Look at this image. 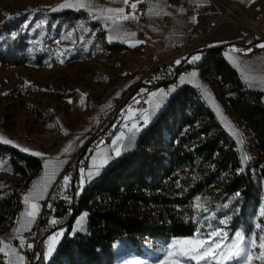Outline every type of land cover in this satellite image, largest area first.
Returning <instances> with one entry per match:
<instances>
[{
	"label": "trees",
	"instance_id": "1",
	"mask_svg": "<svg viewBox=\"0 0 264 264\" xmlns=\"http://www.w3.org/2000/svg\"><path fill=\"white\" fill-rule=\"evenodd\" d=\"M53 8H57L55 3H39L22 10L3 12L0 63L39 67L55 61L56 57H61L63 62L76 58L78 50L74 46L64 47L61 52L52 45L75 21L86 19L87 14L76 9L52 11ZM88 21L103 39L105 50L125 48L119 43H108L105 30L97 22ZM229 44L205 48L201 59L189 63L188 68L190 72L192 67L200 68L201 74L214 72V77L228 91L226 107L242 121L255 148L264 154L261 92L243 84L228 64L223 50ZM195 87L182 83L166 95V102L155 117L149 115L146 126H140L138 131L130 129L125 141L132 135L133 148L122 151L120 156L110 157L108 165L98 171L99 175L94 173L82 187L74 184L71 207H67L62 198H52L49 213L41 210L35 264H115L116 241L136 236L151 239L192 236L199 216L204 214L203 208L219 210L217 207L232 197L234 207L228 221L230 233L234 230L249 232L250 215L259 201V188L251 171L254 164L242 160L236 139L201 98L202 88L198 86L200 92H196ZM97 104L99 102L96 107ZM161 109L163 114H160ZM96 111V115L91 112L82 121L96 122L102 116L99 109ZM39 157L0 143V162L6 163L14 175L24 178L21 184H0V232L15 222L21 190L41 167ZM79 172L75 170L74 181ZM259 173L264 179V161ZM196 198L201 208L195 204ZM141 206H151L156 211L142 216ZM82 212L86 213L84 232L72 229L75 218ZM49 214L57 218L58 224H46ZM154 216L156 218L150 219ZM56 227L65 228V231L50 260L46 261L43 258L44 241Z\"/></svg>",
	"mask_w": 264,
	"mask_h": 264
},
{
	"label": "rangeland",
	"instance_id": "2",
	"mask_svg": "<svg viewBox=\"0 0 264 264\" xmlns=\"http://www.w3.org/2000/svg\"><path fill=\"white\" fill-rule=\"evenodd\" d=\"M57 1L58 0H0V21L3 18L4 11L22 10L28 5L39 3L53 5L55 3L58 8L61 4H71L72 7H65L62 9H75L76 5L78 7L85 6L86 17L90 21L97 22L98 25L105 30V39L108 43L122 41L123 38L128 35L129 31L132 30L129 20H122L121 22L113 24L112 19H106L110 17V14L102 11V6L94 2V0H87L84 2L81 0ZM88 20L81 19L75 21L69 29L63 32L61 38L54 41V46L52 45L53 49L57 46L61 52H64V47L74 46L77 48L78 54H76V58L71 61L63 62L61 57H56L55 61L51 60L48 64L39 67L0 63V138L13 141L15 147L24 144L33 147L40 144L42 148L50 151L48 155L51 156H55L51 153L53 148L60 151L64 149L65 151L70 149L71 146V155L77 147L79 140L89 129L88 127L87 131L81 136L75 134L81 125H85L86 122L84 123V121H82L83 118L89 116L91 112L92 114L96 112L97 101L99 102V104H97L98 108L107 110V97L104 96L103 93L118 85L122 78L131 75L117 74L116 68L120 61V66L123 67V69H128L137 62L136 59L138 56L135 55L134 52H131L129 55H126L129 57L121 58V56L125 54L124 51L110 52L105 50L103 39L98 37L96 29L90 26ZM36 22L39 21L37 20ZM126 25H128V27L125 29ZM244 29L246 31V27H244ZM109 38H111V42H109ZM233 57L236 60V65L231 66L241 78L244 73V68L247 70L253 62L245 59L241 55ZM196 69L197 67H192L191 73L196 72L197 74ZM191 77L193 76L190 74L187 78L188 81ZM193 78L196 79V84L202 88L201 98L214 112L225 130L236 139L235 141L237 142L239 152H241L242 160L254 164L251 167V171L254 176V181L259 188V201L253 213L250 215L251 229L247 233H244L242 230H234L230 233L228 221L230 218L229 212H231L234 207V198L232 197L224 204L217 207L219 210L209 211L203 208L204 214L199 216L197 220V229L192 236L176 238L167 236L160 239L141 238L136 236L133 239L116 241L115 264H160V262L170 259V257L166 256L168 251H173L174 253L179 252L177 246L168 248V245L171 244L173 239H203L205 243H210L211 238H209V233H213L214 231H220L224 234L223 239L220 241L221 249H224L225 244L230 246L231 241L235 239L236 233L240 232L244 237L243 246L250 250L252 256L250 264H264V257L261 256L264 249L259 247V245L264 242L260 239V237L264 236V216L260 214V209L264 208V179L261 178L259 173V167L264 161V154H261L255 148L252 136L246 128L245 130L241 129L242 133L240 132V135L239 132H237L239 131L235 123L237 118L235 116L232 117L228 109H226L227 94L219 80H217L214 75L202 78H196L195 76ZM244 80H246L245 77H243L242 82L246 84ZM112 92L118 93L119 91L114 89L109 94ZM5 93H7V95H5ZM166 98V94L159 88L146 95L145 102L151 118L156 116L159 109L165 104ZM142 126H144V123ZM236 129L237 131L234 132L233 130ZM121 139H123L122 136L119 140ZM125 139L126 138H124V140ZM239 142L242 147L239 145ZM134 144L135 141L129 144L128 139L125 142L121 141L117 144L116 142L113 144L109 143V145L107 144L105 155L110 159V157L117 156V148H119L120 151L131 150ZM70 155L68 156V161L62 174L57 178L55 177L56 180L53 178L57 170L56 164L54 162L49 164L47 166V172L45 173L42 172L41 164V167L32 177L34 179L32 186H30L29 190L25 193V196L23 195L22 197L21 195L22 207H19L18 210V220L13 222L11 225V227L13 226L12 229L9 227L4 231V235L3 231L0 232L1 241L7 238L9 233H12L16 229H20L25 223L26 216L31 208V203L29 201L25 202L24 198L26 196L29 197L30 192H35V188L37 190L43 189L46 183L53 178L52 181H54L49 190L48 197L44 200L47 204H43L44 201L42 202V208L43 206L47 208L50 206L49 204L52 198L61 199L64 192L69 188L74 189L73 185L78 184L79 180L81 184L80 172L76 181H74L75 171L69 172L67 170ZM43 162L44 158L42 163ZM92 164L93 162L90 163L89 160L88 167ZM86 170L87 169H85L84 172H86ZM65 175L71 178L67 186L64 185L63 178ZM23 181L24 178L14 175L6 163L0 162L1 185L8 186L12 183L21 184ZM194 202L201 208L198 198H196ZM139 211L142 216H145L149 213H155L156 209L151 206H141L139 207ZM46 212H48V210ZM38 217L37 215L35 219ZM49 218H52V215L50 217L49 214L48 220ZM154 218L156 217L154 216L150 219ZM48 220L46 224H50ZM73 226L80 232L86 230L85 212L77 215ZM56 229L58 228L56 227L53 231ZM56 233L57 232L51 233L50 236ZM19 241L20 239L18 242L14 239L12 242L17 245V251L21 254L19 251L21 242L19 243ZM38 242L39 239L37 235V245ZM29 244L32 245V247H28ZM34 245L35 244L30 241L27 243V247L33 250L35 256L37 245L36 247ZM221 249L213 248L211 250L212 256L199 262L188 260L187 257L181 254L180 258L177 260V264H244L245 257L243 256L239 259H224L223 257L217 256L216 253L221 251ZM224 251L227 252V249H224ZM21 256L23 258L22 264H24V255L21 254Z\"/></svg>",
	"mask_w": 264,
	"mask_h": 264
},
{
	"label": "crops",
	"instance_id": "3",
	"mask_svg": "<svg viewBox=\"0 0 264 264\" xmlns=\"http://www.w3.org/2000/svg\"><path fill=\"white\" fill-rule=\"evenodd\" d=\"M72 1H76V0H72ZM81 1L84 2L87 0H81ZM182 1L183 0H178L177 2H169L166 0H148L147 5H146V13L143 18V22H140L138 18L132 15L131 13H125V11H123V13H120L119 11H117L119 9L124 10V0H94V2H97L100 4V6H102L101 10L109 13L110 17H113L117 23L124 20L123 19L124 16H129V17L134 16L135 17L134 19L133 18L127 19L129 20L130 27L132 29L131 31H129L128 35H126L122 41L113 42V43H119L125 47L122 50H120V51L125 52V54L121 56V58L129 57L126 55H129L131 52H134L135 55L138 56V58L136 59L137 62L133 64L132 66H130V68L123 69V67L120 66L121 64V61H120L118 67L116 68L117 74H121V75L131 74V75L127 76L126 78H122L119 81L118 85L112 87V89L103 93V95L107 97V102H106L107 110L109 108V102L113 98L120 96L125 91V89H127L128 86H130L133 83L132 73L134 70H136L143 63L150 64L153 61L160 59L161 57H163V54L165 52H171L176 47L181 46L185 42V35L183 32L184 28H188L191 31V35L188 38V41L191 44L197 45V44H200L201 41H203V43L206 45V47L204 48L196 49V51H194V53L192 54V57L197 56V55L202 57L204 49L209 46L222 44V43H231L227 45L225 49L223 50L224 58L226 59L229 65H232V66L236 65V60L234 59L233 56L241 55L245 59L251 60L253 64H250L247 70L244 68V73L240 79L242 81L243 77H245L246 78V80H244L246 83L245 85L248 88L260 91L262 100L264 102V54L256 55L254 57H246L243 54V52L233 51L234 48L236 49V45L239 42L241 41H243V43L249 42L250 39L248 36L249 34L248 29L246 28V31H245L244 29L245 26H243L242 24L236 21H229V22L222 24L212 34L206 37V35L202 33L203 31L202 27L196 20L193 12L189 13L187 17H184L181 19L176 16L177 13L183 11V6L181 5ZM191 2L196 4L198 8H203L209 11L217 7H221L225 4L235 5L240 13H242L243 15L249 18L254 17V15L258 11L264 10V0H243V2L242 0H191ZM75 9L78 11L79 10L84 11L86 13L85 6L78 7L76 5ZM117 17L121 19H118ZM85 20H87V18ZM127 27L128 25L125 26V29ZM133 33L135 35H132ZM210 75H214V72L209 71L206 74H201L200 68H199L197 70L196 78L208 77ZM188 77L184 78L182 83H184L185 85L187 84V85L197 87L198 84H196L197 83L196 79L191 77L188 81L187 79ZM114 89H117V91L119 92L118 93L112 92L111 94H109ZM223 89L224 91H226V94H227L228 92L227 89L225 88ZM96 108L102 112V116L108 112L104 108H98V107ZM226 109H228L232 117L234 116L236 117V115L228 107ZM96 114H97V111L94 113V115ZM92 122L93 121L91 120L87 121V124L84 122L85 126L81 125V127L77 130L75 134H78L81 136L85 131H87L89 125ZM235 123L237 124L239 128L237 129L239 131H237V129L233 131L239 132V135H240L242 133L241 129L245 130V127L242 121L239 120L238 118L236 119ZM125 137H123V139L121 140H117L114 142H116V144L121 141L125 142L124 140ZM17 148L20 150L21 149L29 150V151H22V150L21 151L25 152L26 154L30 156H34L32 155L33 152L41 153L42 155L40 157L44 158V162L42 163L43 173L47 172V168H45V164L47 163V166H48L49 164L54 162L57 168L54 174V177H53L55 180L57 177H59L62 174L63 169L68 161V156L70 155L72 151L71 146H70V149L65 150V151L64 149L60 151L58 149L55 150V148H53L52 149L53 151H51V153L55 156H51V155H48L50 151H47L44 148H42L40 144L38 146H33V147H29L28 144H24V145L18 146ZM106 149H107V144H103L92 151L89 160H90V163L93 162V164L89 165L86 172H84L85 177H87V174L89 171H91L94 174L98 172L100 169H103L106 165H108L110 160L108 159V156L105 155ZM104 156L106 159L104 158ZM51 160H54V161H51ZM105 161L106 163H103V167H100L101 163ZM52 179L48 183H46L47 191L45 193V198L43 200H34L31 196H29L28 201L31 203V205L33 203H36L38 205L39 214L42 209V202L47 199L49 190L51 188V185L53 184L54 180L52 181ZM33 180L34 179L31 178L28 185L21 190L22 197L23 195L25 196V193L29 190L30 186H32ZM78 184H80V180ZM35 191H37L36 188H35ZM21 207H22V204H20V208ZM31 211H32V207L30 208L28 213H30ZM52 218L57 219L54 216H52ZM52 218H49L48 220L50 224H51ZM16 220H18V214H17L15 221ZM30 220H32V218L29 217V215L27 214L25 223L21 226L20 229H16L12 233H9L7 238H5L2 241L0 240V248L4 250L0 252L2 264H9V262H11V264H22L23 263V258L21 254L17 251V245H15L12 241L14 239L16 241L20 239L21 231L29 228L32 225L33 222L29 223ZM12 228L13 226L10 229ZM72 229H75L74 226ZM61 231L64 232L65 228H58L52 233L61 232ZM4 234L5 232L3 233V235ZM49 236L50 234L46 236L45 241H44L45 252L47 251V239ZM4 252H8V255H5ZM52 253L47 259H45L46 261L50 260Z\"/></svg>",
	"mask_w": 264,
	"mask_h": 264
},
{
	"label": "built area",
	"instance_id": "4",
	"mask_svg": "<svg viewBox=\"0 0 264 264\" xmlns=\"http://www.w3.org/2000/svg\"><path fill=\"white\" fill-rule=\"evenodd\" d=\"M148 0H127L124 2L125 13H131L143 22L146 13ZM177 2L178 0H166ZM132 4H136L133 9ZM183 11L176 14L178 18H184L193 12L196 20L202 27V33L207 36L212 34L222 23L227 21H236L248 29L249 42H239L236 49H244L243 54L246 57H254L264 54V49L255 45L264 43V10L258 11L254 17L248 18L240 13L235 5L225 4L213 10L198 8L191 0L181 2ZM185 42L176 47L171 52H165L163 57L152 63H143L133 71V83L120 96L113 98L109 102V110L98 121L89 125L88 131L79 140V143L69 157L67 170L87 169L89 158L93 150L102 144H113L117 137H125L133 125L138 128L141 123H145L148 118L149 110L145 102L146 95L159 88L168 95L171 89H174L178 83H182L181 77H188L190 70H183V63H191L190 57L196 49L204 48L206 45L201 41L200 44L193 45L188 41L191 31L188 28L183 29ZM251 42V43H250ZM199 45V47H198ZM251 49V51H248ZM179 60L177 64L175 61ZM197 89L200 90L197 86ZM41 158V157H39ZM43 161V159H42ZM62 199L67 207L72 206L74 202V190L69 188L64 192ZM43 204H47L44 201ZM49 207L43 206L42 212L47 211ZM35 219L33 225L21 232V242L19 251L24 255V264H35L37 253L34 256L33 250L27 247V243L33 242L36 247V237L40 230L41 214ZM22 240V241H21Z\"/></svg>",
	"mask_w": 264,
	"mask_h": 264
},
{
	"label": "snow or ice",
	"instance_id": "5",
	"mask_svg": "<svg viewBox=\"0 0 264 264\" xmlns=\"http://www.w3.org/2000/svg\"><path fill=\"white\" fill-rule=\"evenodd\" d=\"M125 3H127V0H124ZM243 2V0H242ZM65 7H72L71 4H61L59 5L58 8H53L52 11H57L59 9L65 8ZM133 9L136 8V4H132L131 6ZM111 11V10H109ZM120 13H123V9H119L117 10ZM129 18H135L133 17H129V16H124L123 19L127 20ZM106 19H112L113 24L116 23L115 19L113 17H107ZM24 27H27V25H25ZM37 27H40V25L38 24ZM132 35H135L134 33ZM13 39H15L16 34H12ZM109 42H111V38H109ZM251 43V42H250ZM256 47L260 48V49H264V43H258L255 45ZM233 51H240L243 52L245 51L244 49H233ZM248 51H251V49H248ZM201 57L199 55L197 56H193L191 57V62L195 63L196 61L200 60ZM175 63L179 64L180 61L177 60L175 61ZM191 75L193 77H195L197 74L196 72L191 73ZM181 80L183 81V77H181ZM174 91V89H173ZM5 95H7V93H5ZM160 114H163V109L160 110ZM159 118V116H157V119ZM148 121L147 119L145 120V126L147 125ZM133 129L134 130H139L137 125H133ZM117 139L119 140L120 137H117ZM128 139V143L132 144L134 143V137L132 135L127 137ZM0 142H2L5 145H14V142L8 139H2L0 138ZM115 143V142H114ZM22 151H29L27 149H21ZM32 155L35 156H41V153L38 152H33ZM116 155L120 156L121 155V151L119 148L116 149ZM103 163L102 162L100 167H103ZM45 168H47V163L45 164ZM238 172H242V170H238ZM81 173V187L83 186V184L86 181H90L93 173L91 171L88 172L87 177H85L84 175V169L80 170ZM96 175H99V172L96 173ZM64 185L67 186L70 183L71 178L67 175L64 176ZM47 191V184L44 186L43 189H38L35 192H30L29 196H31L34 200H43L45 198V193ZM237 196L239 195V193L236 194ZM25 202L28 201L29 197L26 196L25 198ZM32 207V211L30 213H28L29 217L32 218V220L29 221V223H32L35 219V217L39 214L38 212V205L36 203H33L31 205ZM260 214L262 216H264V208L260 209ZM59 221H57L55 218L52 219L51 223L53 225L57 224ZM63 235V232H57L54 235H51L48 237L47 239V251L43 254V258L47 259L52 252H54L56 250V245L58 244L60 237ZM223 235L220 231H214L213 233H209V238H211V242L210 243H205V240L203 239H192V240H176L173 239L171 244L168 245V248H172L173 246H177L179 248V252L178 253H174L173 251H168L166 253L167 257H170V259H166L163 262H160V264H177V260L180 258V255L183 254V256L187 257L188 260H192V261H201V260H205L207 257L212 256V249L216 248V249H221V243L220 241L223 239ZM261 241H264V236L260 237ZM243 241H244V237L242 236V234L240 232H237L235 235V239H233L231 241V245L229 246L228 244L224 245V249H227V252L224 251V249H221V251L217 252L216 255L223 257L224 259H228V258H232V259H239L240 257H245V261L244 264H250V261L252 260V256L250 254V250L246 249L243 246ZM254 243V242H253ZM28 247H32V245H28ZM259 247L261 249H264V242H262ZM4 251L2 248H0V252ZM5 255H8V252H4ZM261 256L264 257V252L261 253ZM9 264H11V262H9Z\"/></svg>",
	"mask_w": 264,
	"mask_h": 264
},
{
	"label": "bare ground",
	"instance_id": "6",
	"mask_svg": "<svg viewBox=\"0 0 264 264\" xmlns=\"http://www.w3.org/2000/svg\"><path fill=\"white\" fill-rule=\"evenodd\" d=\"M188 65H189V63H183V70H189ZM181 84H182V83H178V85H176V87H174V89H178V88L181 86ZM172 90H173V89L170 90V93H171ZM195 90H196V92H199V90L197 89V87H195ZM168 94H169V93H168ZM142 125H143V123H141V126H142ZM139 127H140V126H139ZM37 160H38L39 163H42V159L37 158Z\"/></svg>",
	"mask_w": 264,
	"mask_h": 264
},
{
	"label": "water",
	"instance_id": "7",
	"mask_svg": "<svg viewBox=\"0 0 264 264\" xmlns=\"http://www.w3.org/2000/svg\"><path fill=\"white\" fill-rule=\"evenodd\" d=\"M73 219V217H71V220Z\"/></svg>",
	"mask_w": 264,
	"mask_h": 264
}]
</instances>
